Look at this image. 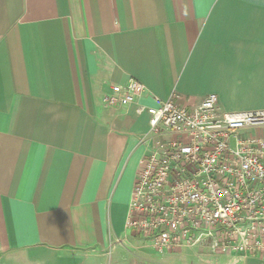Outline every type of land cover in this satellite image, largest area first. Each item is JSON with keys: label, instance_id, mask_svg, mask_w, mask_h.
Here are the masks:
<instances>
[{"label": "crops", "instance_id": "crops-1", "mask_svg": "<svg viewBox=\"0 0 264 264\" xmlns=\"http://www.w3.org/2000/svg\"><path fill=\"white\" fill-rule=\"evenodd\" d=\"M130 78L146 94L106 105ZM173 93L264 111V0H0V264H106L131 238L155 264H264L207 246L159 254L126 230L149 152L138 104Z\"/></svg>", "mask_w": 264, "mask_h": 264}, {"label": "built area", "instance_id": "built-area-1", "mask_svg": "<svg viewBox=\"0 0 264 264\" xmlns=\"http://www.w3.org/2000/svg\"><path fill=\"white\" fill-rule=\"evenodd\" d=\"M146 94L130 78L113 85L103 102L138 103ZM138 104L149 115L125 228L159 254L207 246L213 253L264 255V111H224L217 94L194 108L178 96Z\"/></svg>", "mask_w": 264, "mask_h": 264}, {"label": "rangeland", "instance_id": "rangeland-1", "mask_svg": "<svg viewBox=\"0 0 264 264\" xmlns=\"http://www.w3.org/2000/svg\"><path fill=\"white\" fill-rule=\"evenodd\" d=\"M253 133L256 134V130H253ZM140 241H141V239L136 240V242H140ZM129 242H135V239H133V238L126 239L125 242H122L121 244H117L115 249L111 250L112 254H113L110 257V259L112 258L111 261L115 260L116 264H151L152 263L150 261V259H152L151 256H150V259H147V258L143 259V258L137 257L135 255L136 252L132 248H130L131 244ZM142 242H143V244H145V243L147 244L146 240H142ZM199 247L200 246H195V247H193L192 250L197 252ZM150 253H151V251H150ZM111 261L106 262V264H112ZM152 264H155V263H152Z\"/></svg>", "mask_w": 264, "mask_h": 264}]
</instances>
